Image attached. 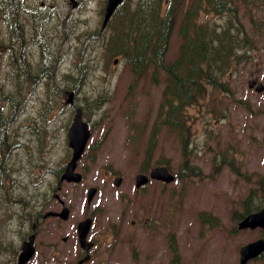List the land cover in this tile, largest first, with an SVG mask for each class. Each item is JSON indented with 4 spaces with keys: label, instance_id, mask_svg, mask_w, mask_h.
I'll return each mask as SVG.
<instances>
[{
    "label": "rangeland",
    "instance_id": "rangeland-1",
    "mask_svg": "<svg viewBox=\"0 0 264 264\" xmlns=\"http://www.w3.org/2000/svg\"><path fill=\"white\" fill-rule=\"evenodd\" d=\"M43 1L54 3L57 20L53 15L41 23L49 25L37 30L39 34L24 51L20 43L27 40L21 39L20 29L11 33L9 19L3 11L0 13V86L13 92L17 103L16 115H0L8 124L3 138L0 133L1 140L7 138L6 146L0 150V197L9 200L13 193L6 184L8 179L14 193L30 201L40 188L43 204L44 191L50 183L70 209L67 223L76 220L82 206L89 210L96 207V229L120 213L126 194L133 197L136 173L165 165L177 174L176 180L167 184L152 181L136 191L141 193L140 205L149 198L159 257L156 264H172V260L174 264H239L240 245L264 237L259 228H238L235 216L248 204L260 205L263 201L264 92L249 88L247 81L252 77L264 81V10H258L252 18L261 31L251 28L248 14L240 10L239 18L255 42L252 61L238 64L224 75L222 82L229 86V92L222 90L224 86L215 88L197 110L189 109L186 123L190 127V148L184 153L180 149L181 133L161 123H157L160 128L152 139L153 145L148 143L161 103L164 72L158 69L153 73L150 66L136 78L122 55L106 47L112 29L121 31L124 26L122 9L112 16L110 25L101 28L104 0H82L81 8L72 7L65 0ZM135 3L136 0H125L124 7ZM18 24L36 32L35 23ZM179 43L174 30L166 61L176 56ZM91 59L94 65L89 67L87 78L83 77V62ZM40 72L42 86H28L27 80ZM84 79L81 91L73 86L75 81ZM71 90L75 93V107L83 109V120L89 124L92 139H102L96 149L87 148L81 164L78 162L76 170L82 172V179L76 183L58 181L68 159L66 131L74 111L64 102L66 92ZM0 103L6 113L8 102ZM133 125L136 129L131 136ZM10 146L13 147L8 150ZM183 162L188 165L180 176L179 165ZM146 163L150 168L143 170ZM117 175L122 179L115 185L113 178ZM90 185L96 186L97 192L91 205H86V189ZM53 204L44 210L61 208L58 201ZM97 205H103L105 211ZM138 209L149 215L141 206L129 207L127 213ZM128 225L132 229L130 220ZM139 230L131 232L135 234L131 239L134 248L129 247L127 254L125 250L118 253V249L129 238L111 237L122 240L113 247L98 237L106 264H114L116 259L126 262L131 250L137 255L140 246L136 237L144 235ZM168 248L175 251L172 259L167 256ZM139 255L142 260L150 259L147 248ZM247 264H264V255Z\"/></svg>",
    "mask_w": 264,
    "mask_h": 264
},
{
    "label": "trees",
    "instance_id": "trees-1",
    "mask_svg": "<svg viewBox=\"0 0 264 264\" xmlns=\"http://www.w3.org/2000/svg\"><path fill=\"white\" fill-rule=\"evenodd\" d=\"M1 8L8 9V5L0 4ZM119 9H122L124 26L121 31L112 29L106 47L122 55L136 78L150 66L153 73L158 69L164 72L157 123H164L167 128H174L181 133L182 152L185 153L188 151L189 139V127L186 124L189 119L188 107L200 102L215 88H221L224 75L236 65L252 61L251 51L255 42L239 18V12L243 9L249 16L251 28L259 29L252 18L258 10H264V0H136L130 8L124 7L123 0ZM12 10L14 14L9 21V28L14 33L20 28L14 21L16 9ZM213 15L223 17L222 21ZM110 23L111 20L108 25ZM174 30L180 38L178 52L172 60L166 61L165 54ZM49 95H54V89ZM1 101L8 102V110L4 113L0 103V115L17 114L16 95L3 86H0ZM153 126L152 139L160 128L155 122ZM7 128L6 119L0 116L2 138ZM6 142L7 138L0 139V150L1 146H6ZM178 173L181 175L180 170ZM2 201L0 197V204ZM263 204L264 190L262 203L248 204L245 212ZM235 216L241 217L242 214Z\"/></svg>",
    "mask_w": 264,
    "mask_h": 264
},
{
    "label": "flooded vegetation",
    "instance_id": "flooded-vegetation-1",
    "mask_svg": "<svg viewBox=\"0 0 264 264\" xmlns=\"http://www.w3.org/2000/svg\"><path fill=\"white\" fill-rule=\"evenodd\" d=\"M65 1L72 7H82V0H75L73 3H71L70 0ZM6 4L8 5V9L4 8L2 10L6 18H10L14 14L12 8H15V14L17 13V20L19 22H22L23 24L35 23V33L33 30H27V28L24 31L25 39L27 40L24 42V45L26 46L28 44L32 45L33 37L39 34L37 29H42L45 25H49L41 23L50 20L53 15H55L56 20L58 17L57 11L54 12V7L56 6L53 2L45 3L43 0H20L9 1ZM51 28H53V26ZM45 29H47V27H45ZM86 30L87 29H85V31ZM74 34L77 35V33ZM24 50L25 48L22 51ZM42 76L43 72H40L33 78H29L27 80V85L30 87L42 86ZM204 101L193 105L192 108L197 110ZM71 107H74L73 103ZM207 114L209 115V112H207ZM100 136L102 135L100 134ZM101 140L102 139L93 140L92 133H90L86 146L77 160L76 169L78 162L81 164L84 154L86 153V149L89 147L93 150L96 149ZM66 146L68 149V161L71 157L72 148L68 144L67 135ZM149 168L150 164L146 163V166L142 169L148 170ZM62 172L58 178L59 182L65 181L61 178ZM105 172L108 173L109 171L105 170ZM148 172L149 171L143 173L148 174ZM80 173L82 179V172ZM152 181L159 180L149 178L143 184L138 186L134 184L133 197L135 196L136 201L133 202L134 198L126 194V197L122 199L120 205V213L116 216L110 217L107 220V225H102L101 228L93 229L95 219L97 218L96 214L98 213L96 211V207L89 210V208L82 206L76 220L67 223L70 216V209H68V213L64 218L56 213L57 209L55 208H47L44 210L48 206L53 207L55 200L58 201L61 207L64 205L63 200L59 197L58 193L55 192L56 188H54L52 184L49 183L48 187L44 191L43 196L45 198L44 203L42 204L40 200V188L34 193L33 199L30 201L29 199L20 198L17 194H15L14 187L9 184L7 179L6 184L13 193L10 196V199L7 200V203L11 206L10 218H5L4 223L0 222V264H16L18 254L22 249V243L30 236H32V255L24 262V264H106L103 259L104 251L100 244V238L98 237H102V242H106L109 246L113 247L119 246L122 240L120 238L111 239V237L120 236L122 238H129V240L124 239V245L118 249V253L125 250L127 254L130 251V248H134V245L131 244V239L135 236V234L132 235L131 232L136 228H139V231L144 232V235H137L136 237L140 246L138 247L139 251H137V255L136 251L135 254H133L131 250L130 256H128V260L126 262H121L116 259L114 264H156L159 257L157 255V244L154 241L156 232H154L153 224H151L153 214L151 213V206L148 204L149 198L146 201H143L142 205H140L142 202L140 200L141 193L136 192L145 188ZM160 182L167 184V182L164 181ZM57 188H60L59 184L57 185ZM95 189L96 194V186ZM91 201L86 202V205H91ZM140 206L146 209L149 215L145 216L142 209L133 210L131 214L127 213L129 207L135 208ZM97 207L101 211H105L103 205H97ZM42 210L44 211L42 212ZM85 218H89L90 226L86 229L84 237L81 238L82 231L78 230V222ZM160 219L161 218L158 217L156 220L158 226L161 225ZM129 220L132 225V229L128 225ZM14 221L15 223L13 224ZM9 223L12 224L8 226ZM110 225H112V228ZM143 248H147L150 259L146 257L145 260H142L143 257L139 255V252H142ZM174 253L175 251L168 248L167 256L170 259L173 258ZM172 264H174L173 260Z\"/></svg>",
    "mask_w": 264,
    "mask_h": 264
},
{
    "label": "water",
    "instance_id": "water-1",
    "mask_svg": "<svg viewBox=\"0 0 264 264\" xmlns=\"http://www.w3.org/2000/svg\"><path fill=\"white\" fill-rule=\"evenodd\" d=\"M121 1L122 0H107L106 1L103 21H102L103 26L106 24L113 10L116 8V6ZM255 81H256L255 78L250 79L249 86H252ZM255 88L256 90L260 91L264 88V85L261 83H258ZM72 95H73V92H70L69 98H71ZM89 134L90 132L88 130V125L85 121H83L80 109H78L76 114L73 116V120L67 132L68 139H69V145L72 147L73 151H72V156L70 160L66 164L65 170L62 174V178H65L67 180H76V181L80 179V174L74 171V167L76 165L77 159L80 157L85 147ZM150 176L156 179L164 180V181H171L174 178V175L168 171L165 165L155 166L150 171ZM135 177H136V186L147 181V176L144 174H136ZM114 181L116 184H118L120 182V177H116ZM94 192H95L94 187H90L88 189V193H87L88 201H90ZM67 211L68 209L64 207L59 212L60 216L66 217ZM89 225H90L89 220H84V221L79 222L78 226L80 227V230L82 231L81 238L84 237L86 229L88 228ZM256 226H260L264 228V207H262L261 209L255 212L247 214L238 222L239 228H242V227L254 228ZM262 251H264V238L263 237H259L255 240L249 241L241 245L239 248V264H245L249 258L257 256ZM31 253H32L31 241L24 242L23 249L19 255L17 264H22L31 255Z\"/></svg>",
    "mask_w": 264,
    "mask_h": 264
},
{
    "label": "bare ground",
    "instance_id": "bare-ground-1",
    "mask_svg": "<svg viewBox=\"0 0 264 264\" xmlns=\"http://www.w3.org/2000/svg\"><path fill=\"white\" fill-rule=\"evenodd\" d=\"M93 65H94V62L92 61V59L89 60V63L88 62H83V70H82L84 72L83 77L86 76V73L88 72L89 67L92 68ZM86 78H87V76H86ZM84 83H86L85 79L84 80H80L78 83L75 81V84H73V83L72 84H73V86L76 89L81 91V89L83 88V84ZM12 145H14V141H12Z\"/></svg>",
    "mask_w": 264,
    "mask_h": 264
}]
</instances>
